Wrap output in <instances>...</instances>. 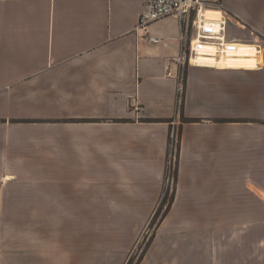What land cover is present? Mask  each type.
Masks as SVG:
<instances>
[{"label":"crops","instance_id":"1","mask_svg":"<svg viewBox=\"0 0 264 264\" xmlns=\"http://www.w3.org/2000/svg\"><path fill=\"white\" fill-rule=\"evenodd\" d=\"M207 1L227 17L224 45L264 53V0ZM145 9L146 0H0V237L13 222L147 220L175 129L168 219L251 211L264 220V62L190 64L196 15L143 29ZM17 252L0 244V264L62 259L61 250Z\"/></svg>","mask_w":264,"mask_h":264},{"label":"rangeland","instance_id":"2","mask_svg":"<svg viewBox=\"0 0 264 264\" xmlns=\"http://www.w3.org/2000/svg\"><path fill=\"white\" fill-rule=\"evenodd\" d=\"M178 134L175 129L170 172L164 176L160 201L166 192L168 201L177 193ZM159 203L145 221H47L41 222V228L37 222H27L26 228L23 222H13L9 236L2 231L0 244L18 252L32 247L62 251V259L57 254L46 264H127L130 259L132 264H264V220L259 215L249 211L222 221L171 220L172 209L164 219L165 204L154 220ZM22 259L18 254L14 257L16 264H23Z\"/></svg>","mask_w":264,"mask_h":264},{"label":"built area","instance_id":"3","mask_svg":"<svg viewBox=\"0 0 264 264\" xmlns=\"http://www.w3.org/2000/svg\"><path fill=\"white\" fill-rule=\"evenodd\" d=\"M207 0H146V9L139 18V28H147L150 24L167 17H175L180 19L182 22L188 21L191 15L194 13L196 19L193 21L197 28V37L191 41L190 45V57L183 54L176 58V61L185 64L189 57V63L193 58L198 59L199 53L195 48L196 44L201 45H216L219 51L224 48V36L220 37L221 34L227 31V17L222 16L220 20H212L206 17ZM219 21V29L211 31L207 29L208 22ZM215 26V25H214ZM151 42H158L155 38H149ZM195 43V44H194ZM230 43V42H229ZM238 43V42H234ZM188 63V61H187ZM183 93V83L180 85L179 95Z\"/></svg>","mask_w":264,"mask_h":264},{"label":"bare ground","instance_id":"4","mask_svg":"<svg viewBox=\"0 0 264 264\" xmlns=\"http://www.w3.org/2000/svg\"><path fill=\"white\" fill-rule=\"evenodd\" d=\"M222 13L218 10H207L206 17L212 20H219ZM212 23L208 22L207 29L211 31H216L219 29L217 25L213 26ZM195 48L198 50L199 62L218 64L219 66H235L241 68H256L259 63L264 62V53L252 45L241 44V43H230L225 44L224 48L219 51L216 45H201L196 44ZM220 56V61L218 62L213 56ZM210 56V57H209Z\"/></svg>","mask_w":264,"mask_h":264},{"label":"trees","instance_id":"5","mask_svg":"<svg viewBox=\"0 0 264 264\" xmlns=\"http://www.w3.org/2000/svg\"><path fill=\"white\" fill-rule=\"evenodd\" d=\"M240 43V42H238ZM183 108H184V99L182 101V111H183ZM183 122H186V123H193V122H199L198 120H194V119H188V118H185L183 116ZM173 131L171 132L170 134V137H169V141H168V152H167V164H166V171H165V175L166 177L168 176V173L170 172V156L172 155V152L170 150V147L172 148V145H173ZM178 137L180 138L181 140V130H179V134H178ZM180 149H181V143H180V147H179V154H178V162H177V166H176V170H175V173H174V180L176 182V189H177V185H178V177H179V160H180ZM167 192L165 193V195L162 197L161 201H160V205L158 207V210L156 211L155 215H154V220L157 218L158 214L160 213L161 209L163 208V206L165 204H168V207H167V211L165 212V216H164V219L165 217L168 215V213L170 212V210L172 209L173 205H174V202H175V199H176V190L174 191V194L172 195L171 197V200L168 201L167 199ZM153 220V221H154ZM132 259H130L128 261L127 264H132L131 263ZM140 264V263H139Z\"/></svg>","mask_w":264,"mask_h":264}]
</instances>
